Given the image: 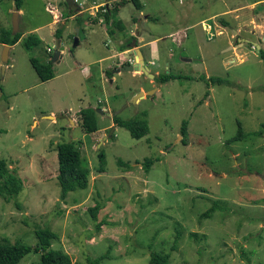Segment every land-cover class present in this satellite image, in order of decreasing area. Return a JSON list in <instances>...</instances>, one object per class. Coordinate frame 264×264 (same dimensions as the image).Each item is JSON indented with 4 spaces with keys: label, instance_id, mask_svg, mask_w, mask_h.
<instances>
[{
    "label": "rangeland",
    "instance_id": "374dc122",
    "mask_svg": "<svg viewBox=\"0 0 264 264\" xmlns=\"http://www.w3.org/2000/svg\"><path fill=\"white\" fill-rule=\"evenodd\" d=\"M75 1L78 8L65 0H22L21 38L6 63L0 43V159L23 184L8 200L0 196V240L35 247L36 229L49 228L57 234L51 248L84 263L107 253L100 264H149L157 252L168 253L169 264H264V40L230 49L231 30L217 33L215 26L230 21L219 16L222 0H138L144 15L128 0L120 7L124 26L113 34L100 20L103 8L90 14L89 6L106 0ZM15 10L12 0L0 2V32H14ZM134 16L146 41L158 39L150 71L177 78L151 84L145 74L102 75L112 60H97L119 39H134ZM30 34L40 43L27 50L22 40ZM60 47L54 76L41 81L31 57L46 63ZM140 86L158 90L133 104ZM86 107L105 112H96L91 133L78 115ZM107 112L144 119L148 132L134 138ZM70 141L91 171L86 189L61 199L56 145ZM38 261L31 250L18 264Z\"/></svg>",
    "mask_w": 264,
    "mask_h": 264
},
{
    "label": "trees",
    "instance_id": "16d2710c",
    "mask_svg": "<svg viewBox=\"0 0 264 264\" xmlns=\"http://www.w3.org/2000/svg\"><path fill=\"white\" fill-rule=\"evenodd\" d=\"M3 0H0V2ZM16 10H20L22 0H12ZM128 0H121L115 3L113 9H105L101 14L106 23L121 25V22L115 19L118 11V6L123 5ZM134 3L136 9L141 10L143 5L138 0H130ZM79 10V9H77ZM134 20H136L134 18ZM123 28V27H121ZM57 37H61L60 31L57 32ZM21 38V34L17 31L15 34L10 30L2 29L0 32V43L2 45L12 46L16 44ZM40 43V39L35 34H30L24 40L22 44L25 49L29 50ZM125 48V45L121 47V50ZM261 58L264 59V52H261ZM35 71L37 72L41 81H47L51 79L53 75L52 62L48 60L46 63H41L35 58L30 59ZM126 65V63H125ZM106 73L111 76V71L107 70ZM178 76L175 74L159 73L156 77V82L165 83L171 79H175ZM212 83H220L218 78H211ZM209 85V84H208ZM96 111L92 107H86L79 110V117L81 120V126L86 133L94 132L98 129ZM114 124L122 126L130 132L134 138H140L148 132V126L144 119H129L122 120L117 116H113ZM187 122H184L181 128V133L185 136L187 133ZM238 136H241V128L239 126ZM183 142H185L183 140ZM56 153L58 160V174L57 180L61 188V199H64L68 192L75 191L77 189H86L88 187L90 167L88 163L82 158L81 151L76 142H62L56 145ZM99 161L102 166L103 154L100 153ZM122 164V162L120 161ZM152 164V160L144 161V167L148 171ZM103 171L102 168H99ZM22 181L16 176L15 172L8 168L7 162L4 159H0V196L5 199H9L14 195H17L22 189ZM216 203L211 206L207 212L202 213V217H209L212 213ZM98 207L90 209V212L95 216ZM37 237V245L35 247L26 246L20 243H11L6 239L0 240V264H18V262L31 250L39 252V261L34 264H100L101 260L107 257V253L95 258H87L86 263L73 261L68 253L60 249H52L51 244L57 238V234L49 228H38L35 231ZM149 264H169L168 253L150 252Z\"/></svg>",
    "mask_w": 264,
    "mask_h": 264
},
{
    "label": "crops",
    "instance_id": "0c3cea01",
    "mask_svg": "<svg viewBox=\"0 0 264 264\" xmlns=\"http://www.w3.org/2000/svg\"><path fill=\"white\" fill-rule=\"evenodd\" d=\"M84 1L85 2L87 1V3L89 2L88 0H84ZM114 1H117V0H106V1L101 2V3L92 4L91 6H89V9L93 10V11H91L90 14H93L95 12L94 10H96L97 7L103 8V12L105 11V9H107V10L113 9L112 7L115 5V3L113 4ZM179 1H180V4H182L183 1H187V0H179ZM222 1L226 5V8H225V10H223L220 13L219 16H222V15L227 16L230 21H228L226 19H220L217 23H215V26L217 28H219L217 33L223 32L222 29L227 30L229 28L231 30L232 33L228 36V38L235 39L236 45H232L230 47V49L232 47L233 48L240 47L242 45V43L249 41V38H252V37H259V38H262L264 40V8H262L261 10L257 9L258 5H260V4L264 5V0H255L253 2H245V3H238L239 2L238 0H222ZM71 6H75L77 8L79 7L77 5H71ZM80 6H81V4H80ZM120 7H121V5L118 6V11H117V14L115 16V19L120 21L121 25H116V24L114 25L111 23V21L106 23L104 21V18L100 19V20H102V22L106 23V27H107V29H109V32L111 34L114 33V30H119L122 26H124L122 18L120 17ZM138 11L140 14H143V8L141 10H138ZM79 13H80V11H79ZM216 15L217 14H213L208 19L216 18ZM144 18H147V16H145ZM135 19L137 20L136 17H135ZM136 20H134V18H132V22L134 23V27H135V25H137L136 32L135 33L132 32V34H131L132 36H134L133 42H135L136 48H138L140 50L142 57L146 60L147 66H148V63L155 64V62H154L155 47L153 46V44L155 42H157L158 39L146 41V38H145L147 36L146 32L143 29H138V24H137ZM205 21H206V19L202 18L199 21L200 22L199 24L204 25ZM196 24H197V22L195 24H192V25H196ZM123 45H125V48L123 50H121V47ZM255 45L257 47V44H255ZM116 47H115V49H113V51L111 52V54L109 56H106L104 58L97 60V61L112 60V63L109 64L106 68H104L106 70L103 69L104 72H102V75H104L105 71H107V70L111 71L112 70L111 77H113L112 78L113 80H114L113 74H115L114 69L125 65V62L123 61L124 57H126L128 59L129 63H132L134 61V59L135 60L138 59L137 52H135V50H132V44H126V42L124 40L119 39ZM258 47H259V45H258ZM10 48H11V46H10ZM10 48H9V51H10ZM61 52H60V56H61ZM119 59H120V62H119ZM115 62H116V65H113ZM130 73L132 74V76L144 74V73H140V72H130ZM159 73H161L159 70H155L152 72L148 68V74H145V75H147V77L150 78V83L153 84V82L155 81V79ZM118 74H120V72ZM86 75L88 77L91 76L90 70L88 72H86ZM139 90L142 93H144L143 97L147 94L146 90H144L143 86H140ZM157 90H158V88H154V90L151 91L150 93L156 92ZM139 99H141V98H139ZM139 99L136 100V103L139 101Z\"/></svg>",
    "mask_w": 264,
    "mask_h": 264
},
{
    "label": "water",
    "instance_id": "95a60500",
    "mask_svg": "<svg viewBox=\"0 0 264 264\" xmlns=\"http://www.w3.org/2000/svg\"><path fill=\"white\" fill-rule=\"evenodd\" d=\"M65 2L68 5H76L75 0H65ZM78 6V5H77ZM18 16H19V11L15 10L14 14H13V28H14V32L13 34H15L18 30ZM78 44V40L77 38L74 39V43L73 45L76 46ZM9 45H4V52L2 55V62L6 63L8 61V52H9ZM257 48L258 45H257ZM64 49V47H60L59 49H56L53 54L52 57L50 59V61L52 63L58 61L59 57H60V52ZM132 50H135V52H137L138 54V59H134V61L128 65H124L121 67H118L116 69H114L115 72L119 73V72H123V71H127V72H140V73H144V74H148V66H147V62L146 60L142 57V54L140 53V50L138 48H136V44L135 42L132 43ZM2 69H4V66H2ZM147 94L150 92H146ZM144 93L140 92L138 94H136L132 100V103L135 104L136 100H138L139 98L143 97ZM95 111L97 113L103 114L105 113L103 109L101 108H97L95 109ZM107 116L112 117L113 114L111 113H106Z\"/></svg>",
    "mask_w": 264,
    "mask_h": 264
},
{
    "label": "built area",
    "instance_id": "2783aa9c",
    "mask_svg": "<svg viewBox=\"0 0 264 264\" xmlns=\"http://www.w3.org/2000/svg\"><path fill=\"white\" fill-rule=\"evenodd\" d=\"M59 20V15L58 14H56L55 15V21H58ZM48 51H51L50 49H48Z\"/></svg>",
    "mask_w": 264,
    "mask_h": 264
},
{
    "label": "flooded vegetation",
    "instance_id": "af4514ba",
    "mask_svg": "<svg viewBox=\"0 0 264 264\" xmlns=\"http://www.w3.org/2000/svg\"><path fill=\"white\" fill-rule=\"evenodd\" d=\"M133 41H134V39H133L131 42H127L126 44H132V43H133Z\"/></svg>",
    "mask_w": 264,
    "mask_h": 264
}]
</instances>
